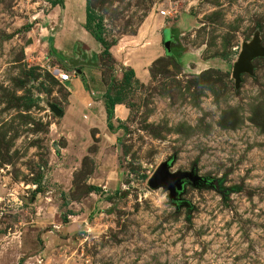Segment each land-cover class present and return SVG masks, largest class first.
Segmentation results:
<instances>
[{
	"label": "rangeland",
	"instance_id": "obj_1",
	"mask_svg": "<svg viewBox=\"0 0 264 264\" xmlns=\"http://www.w3.org/2000/svg\"><path fill=\"white\" fill-rule=\"evenodd\" d=\"M51 1L0 0V264H264V0H87L107 44L139 28L142 47L157 36L160 48L113 49L147 64L149 78L126 85L112 55L89 56L127 109L112 139L48 107L63 109L67 91L52 68L71 72L68 58L89 54L67 26L68 56L50 49L63 5ZM77 76L100 86L92 66ZM164 160L208 183H184L171 201L147 185Z\"/></svg>",
	"mask_w": 264,
	"mask_h": 264
},
{
	"label": "crops",
	"instance_id": "obj_2",
	"mask_svg": "<svg viewBox=\"0 0 264 264\" xmlns=\"http://www.w3.org/2000/svg\"><path fill=\"white\" fill-rule=\"evenodd\" d=\"M61 6L58 4L53 5L52 7H62V14H61V20L59 21V28L57 29V34L59 35L57 39L53 41L51 39V47L53 48L54 52L60 55H67L70 52L69 49H64L60 42V35L63 32L64 28L67 26V28H73L72 30H76L77 34L75 33L72 37V41L75 38L77 41L81 42L86 47V53H89L82 57L83 62H86L87 60L90 61V63H83L82 65H79L78 68L80 69L79 73H75L70 76V79L65 82H61L65 88H66V96H65V106L62 109L60 106L59 109L62 111V114L60 116H65L67 112L70 114L67 116L71 117L70 115L73 114L76 119L80 120L83 119L84 121H87V123L90 122V124L94 125L99 129V133L105 137H109V139H112V133L110 132L106 127V120H105V111L103 107V94L105 91V83L102 80L100 69L97 68L89 56L92 54H101L102 51H104L101 44H99L83 27L84 24V6H85V0H62ZM71 6L73 10L76 7H80V9H83V13L80 12V16L78 17V14L75 13L76 11H73V13L70 14V17L68 18L65 16L64 10L67 9V6ZM79 32H82L85 36H81ZM124 39V40H123ZM157 36H154L153 38V45L147 46L146 48L142 47L144 45L145 38L143 37L142 33L139 32V28L136 29L135 33L132 35L127 36V39L125 38L118 39L115 41V43L111 44L109 48L106 50V52L110 55H112L114 59L118 60V65L121 66L123 70L122 72L127 68H132L134 77L137 79L138 82H145L149 78V73L147 67H145L146 62H144V58L138 57L135 60H126L124 56H122V53H118L117 56L112 53L113 49L120 47V45L124 44V41L128 43H134L137 44L136 48L138 49V52H140L142 55L146 54H154L159 55L160 54V48L158 45V42H156ZM160 35L158 36V41H160ZM74 42V41H73ZM58 43V44H57ZM157 44V45H156ZM78 57V56H77ZM156 57V56H153ZM71 58V57H69ZM81 59V58H80ZM92 66L96 69V72L99 76V87L96 91H92L89 89H85L87 85L82 84V80L79 79L77 74L84 75V66ZM147 65V64H146ZM140 70L142 72V75L139 76L136 72ZM121 72V73H122ZM121 73L119 76L121 77ZM120 81V80H119ZM127 115V109L125 105L121 103H116L113 106V114L112 118L110 120L114 132L117 131L116 125L120 123ZM59 116V117H60ZM71 120V119H70ZM73 122V121H72ZM108 130V131H107ZM104 141V139H103Z\"/></svg>",
	"mask_w": 264,
	"mask_h": 264
},
{
	"label": "water",
	"instance_id": "obj_3",
	"mask_svg": "<svg viewBox=\"0 0 264 264\" xmlns=\"http://www.w3.org/2000/svg\"><path fill=\"white\" fill-rule=\"evenodd\" d=\"M256 48V38L249 42L245 41L241 44V49L231 68V76L234 78L235 82H238L240 73H248L251 71V59L257 55ZM83 63H90V61L87 60L86 62H83V60L77 58V56L71 57L68 58L67 67L71 68L72 66V70L75 73H79L80 69L78 66ZM48 107L53 114L57 116L62 114V111L55 104L48 103ZM168 167L169 164L167 160L160 162L149 176L147 185L151 188L161 187L167 190L168 198L173 202L177 201V195L181 192L184 183H188L190 185L208 183L206 178L198 176L193 171H170Z\"/></svg>",
	"mask_w": 264,
	"mask_h": 264
},
{
	"label": "trees",
	"instance_id": "obj_4",
	"mask_svg": "<svg viewBox=\"0 0 264 264\" xmlns=\"http://www.w3.org/2000/svg\"><path fill=\"white\" fill-rule=\"evenodd\" d=\"M51 5H55V4H62V0H53L50 2ZM84 24L82 25V27L99 43L101 44V46L103 47L104 51L101 52V55H109L106 50L109 48V46L111 44H107L105 42V40L103 39V37L100 35V33L97 31V28L95 25L94 29H92L91 27V22L93 19L92 14L89 11V8L87 6V0H85V6H84ZM50 48V47H49ZM51 50L53 49L52 47L50 48ZM54 52V50H53ZM122 72V71H121ZM130 81H136L137 79H135L134 77V73L132 68H127L125 69L122 73H121V77H120V81L119 83L121 85H126L127 83H129ZM118 83V84H119ZM116 91V90H115ZM116 103H121V98L119 96V92H114L113 94L110 92L109 88H105L104 94H103V107H104V111H105V120H106V126L107 128H112L111 125V118H112V114H113V106ZM218 189L220 192H222V194H224L227 190L226 188H223L219 185H217ZM88 189L91 192H94L96 190H98L99 188L97 186H93V185H88Z\"/></svg>",
	"mask_w": 264,
	"mask_h": 264
},
{
	"label": "built area",
	"instance_id": "obj_5",
	"mask_svg": "<svg viewBox=\"0 0 264 264\" xmlns=\"http://www.w3.org/2000/svg\"><path fill=\"white\" fill-rule=\"evenodd\" d=\"M161 13H164L161 11ZM52 70L54 71V77L59 81V82H65L70 79V76L74 74V71L72 70L71 72H68L67 70L60 69L58 67H53Z\"/></svg>",
	"mask_w": 264,
	"mask_h": 264
}]
</instances>
